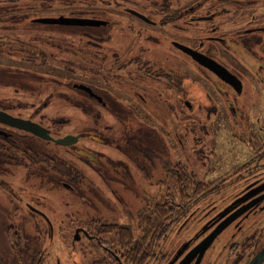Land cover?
Here are the masks:
<instances>
[{
  "label": "flooded vegetation",
  "instance_id": "flooded-vegetation-1",
  "mask_svg": "<svg viewBox=\"0 0 264 264\" xmlns=\"http://www.w3.org/2000/svg\"><path fill=\"white\" fill-rule=\"evenodd\" d=\"M100 1L104 4L102 5L103 8L93 9L94 0H86V7L84 8L75 7L76 3H79L77 0H23V6L27 9L22 12L14 11L12 14H21V21L19 19L17 24H24V26L13 27L39 32L43 35H45V32H54L51 35L55 36L63 34L64 39L70 40L69 42H75L78 35L84 37L87 41H91L92 44L95 42L96 48L91 47L88 49L95 53L93 55L102 58L99 61L103 63L105 70V89L102 88L101 90L95 84V81H92L91 75L76 73L58 75L56 71H53L55 73L51 72L50 75L46 74V71H41L42 76L40 73L39 75L43 78L48 77L52 82L62 83L76 100L78 96H85L86 99H95L99 104H104L97 107H79L72 104L82 114H103L105 119V115L112 116L116 113H134L137 115L145 113L153 115L154 119H157L156 122L160 121L158 127L148 123L147 125L144 123L136 125V131L144 130L143 133H139L136 140L134 139V156L132 153L133 148L129 149L133 156L130 162L133 163L135 169L130 171L128 167H125L127 161L120 156L108 155L105 151V148L115 149L119 143V137H116L118 134L111 133L115 129L109 123L105 126V134L101 131L97 132L96 129L86 128L97 124L92 118L89 120L88 126L82 125L84 128L82 132L79 130L67 131L63 134L52 132V127L48 126L47 121L55 120V117H49L45 121L43 114L40 112L43 109L41 106L46 104L50 97L64 98L68 92L56 91L55 94H52L51 91L46 93L42 97L41 105L34 107L29 113L24 112V108L12 113L8 110V103L4 100L0 101L1 110L17 117L31 119L43 125L53 137L68 133L78 135V139L74 143L62 145L52 140L43 139L29 131L0 122V242L5 241V235L8 231L11 233L7 237L8 240L24 241L28 240L29 235L37 239V234L40 236L41 230L31 232L30 225L36 226V223L41 220L48 227V239L51 241L55 234L53 227L61 225L63 219L53 213L54 207L44 197L48 196L49 193H55L56 196L59 193L60 196L65 198L72 197L73 201H77L82 206L75 211L81 210L99 214L98 217H93L99 219L100 214L105 210V222L116 221L131 226L126 218L124 216L123 218L120 217L119 212L111 206L105 193L97 191L99 195L89 194L87 201L78 196L76 187L79 173L72 168L71 172H64L63 174L61 172L63 166L62 148L66 153L73 154L74 152L83 156L85 162L93 167L89 170V173H86L87 177L93 181L92 185L99 186V184H103L105 187L108 183H114L118 184L121 190H133L137 186L134 172L140 169L142 171L147 170L150 168L148 167L149 163L153 164L155 173L159 174L161 182H163V179L170 178L172 176L170 169L178 170L179 167L174 164L181 162L177 159L172 161L170 151V144L174 145L172 137L181 145L184 144L183 141L185 140L177 137V132L172 134L173 129L171 128L173 127L169 119L171 117L168 116V120L165 121L159 116L162 113H166V115L169 114L168 112L172 113L171 110L174 109L173 100H176L188 112L201 109L206 105L205 102L201 103V100L204 99V96H207L200 85H198L200 96L195 94V91L193 92L195 85H190L191 77L187 73L182 74L171 67L165 66L164 63L156 60L160 59L157 58V55L165 54L166 58L169 56L168 59H170L174 56L172 52H178L193 64L195 63V71L199 80H208L217 96L224 100L233 124H235L239 115L243 114L247 102H250L248 100L251 93L249 81H254L257 84L258 82L264 83V0H214L220 3L219 6L218 3L209 4L210 9L208 8V11L203 13L200 12L201 8L207 9L208 6L206 5L210 0H191L184 8L176 11L172 10L170 0ZM59 3L74 6L69 10L68 15L60 16L90 18L98 22L96 24L81 25L41 21L45 16L41 18L37 15V11L52 8ZM222 3H229L234 6L226 14L228 20L224 16L226 11L222 8ZM235 7H239L241 10L237 11ZM128 9L136 10L145 18L129 12ZM108 10L127 13L129 16L134 17L136 23L139 24L137 30H135L136 36H139L138 43H135L136 48L127 49L124 54L125 57H120L111 48H105V43L110 39L112 31L117 26L116 17L110 16L109 13L111 12ZM174 19L179 23H175ZM224 19L230 21L229 24H226L228 26L222 25L221 20ZM196 22H202L203 25L199 24L198 27H194L193 25ZM11 24H14L13 18ZM13 27L6 30L13 29ZM93 30L96 33L108 36L102 43L96 42L98 39L92 36L91 31ZM191 31L197 33H190ZM174 42L185 44L212 57L235 75L238 79L236 82L239 81V86L236 83L235 85L228 84L197 64L189 55L176 47ZM158 47H160V50H158ZM9 59L11 60L8 57L7 59L6 57L0 59V78H6L4 81L0 79L2 82L9 80V77L13 75L15 66H20L10 63ZM108 60H111L110 65L114 64L115 68H123L125 71H109L106 68L110 65L105 66V62ZM18 73L17 71L14 72V74ZM109 81H113L116 85L114 87L124 92L125 96L120 92L111 91ZM79 85L89 87L90 90L79 87ZM42 86L44 85L42 84ZM162 97L164 103L156 104L155 102L158 103V100L160 101ZM195 98L198 100H195ZM76 100H73L74 104L77 102ZM147 100L151 104L153 101L151 108L146 107ZM214 111L218 112L219 109L214 107ZM258 119L257 117V122ZM65 120L60 118V120L55 121L62 123ZM121 127L127 142L130 138L126 140V137L134 132L128 130L130 133L128 134V131L125 130L131 129L132 126L123 124ZM168 127H170V130H168ZM244 127V131L232 128L231 135L234 145L231 144L230 149L231 152L237 151L235 148L241 145H237V142L233 139H238L243 144L242 146L248 150L247 157L235 161L228 173L219 175L217 179L213 180L212 186L204 188L188 203L177 206L179 212L176 214L173 223L174 225L177 224L176 230L178 232L180 231L178 228L185 227L187 221L195 217L196 212H201L195 218L196 220L203 217L201 228L187 238L178 240V245L175 247L163 245L164 240L159 245H155L154 252L150 254L147 264H205L207 257L213 259V264H249L256 251L264 244V122L259 123V126L254 129L248 127V124L246 126V123ZM200 128L203 129L202 124H200ZM204 132L207 134L205 127ZM84 137L90 138L96 143L85 145V143H81L83 141L80 139ZM243 140H245V144ZM128 147H131V144ZM221 151L220 153H222ZM69 156L71 157V155ZM155 161L158 162L155 163ZM168 161H172L170 165H166ZM148 172L145 173V181L150 180V173ZM67 177L71 178L65 180ZM224 184H226L225 189L230 186V190L226 192L222 189L218 198L211 197L212 193L209 192L221 188ZM158 188L154 187L157 193ZM113 195L116 196V193ZM153 200L155 201L156 197ZM121 201L120 199L117 200L120 204ZM199 201L201 202L199 205L195 204ZM146 204L148 203L142 205V208ZM142 208L135 214L136 223L139 221ZM125 211L124 209L123 212ZM235 213L237 215L215 235L201 254H199V251L193 250L224 218ZM71 219L75 223L71 247L74 248L82 242H87L86 238H88L89 241L91 240L90 242H96L101 249L99 250L100 253L76 250L75 259L79 258L77 255L79 253L81 259L87 258L86 264H91V262H96L95 260L91 261L92 258L95 259L96 257L97 259L104 255L102 257L105 258V264L111 263L109 261L111 256L119 264L122 263L117 253L106 244L107 242H104L102 238L100 239L102 234L90 232L86 228L90 218L87 216L83 218L73 216ZM250 227L252 232L249 233L248 229ZM75 230H78L77 239L73 238ZM222 235H225V238L222 244L216 247L214 240ZM70 253L69 251L66 252L67 255L72 256ZM26 264H61V261L60 257L53 256L48 250H43L40 253L31 255ZM259 264H264V260Z\"/></svg>",
  "mask_w": 264,
  "mask_h": 264
},
{
  "label": "rangeland",
  "instance_id": "rangeland-1",
  "mask_svg": "<svg viewBox=\"0 0 264 264\" xmlns=\"http://www.w3.org/2000/svg\"><path fill=\"white\" fill-rule=\"evenodd\" d=\"M15 1H19V0H0V6L14 4ZM77 1H79V3H76L75 6L76 8L86 7L85 5L86 0H77ZM190 1L191 0H170L171 8L173 11L180 10L184 8ZM213 3H218L217 4L218 6L220 4L218 1L210 0V2L207 3L206 6ZM95 4H100V3H95ZM67 6L69 5L59 3L52 8H46L37 11L38 12L37 15L40 16L41 18L44 16L56 17L60 15H68L69 10L71 8H74V6L73 5L69 7ZM221 6L226 11L224 16L227 17L226 20H228V15L226 16V14L230 12L231 9L234 8V6H231L229 3H222ZM208 8L210 9L209 6L207 7V9L201 8L200 12L202 13L206 12L208 11ZM235 9L237 11L241 10L239 7H235ZM108 11L111 12L109 13L110 16L116 17L117 26H115L116 29L112 31L110 39L105 43V48L108 49L111 48L115 50L120 57H125L124 54L127 51V49L136 48L135 43H138L139 36H136L135 30H137L139 24L136 23L134 17L129 16L127 13H118V12H114L113 10H108ZM221 21L223 26H228L226 24H229L230 22V21H225V19ZM175 23L178 24L179 22L175 20ZM199 24H202V22L201 23L196 22V24H194L193 26L198 27ZM15 25H19V24L15 23ZM1 32L4 36L10 35L12 37H17L18 39H22L29 42H34V41L37 42L35 40V37L34 39L32 38L35 35L45 38L53 37L54 39L55 38L62 39L64 37L63 34L56 36L51 35L54 32H45V35H43L39 32L28 31L21 28H13L9 30L2 29ZM190 33H197V32L191 31ZM41 47L45 48V50L46 49L50 50L49 45L42 44ZM158 48H159L158 50H160V47ZM172 54H174V56L170 59H168L169 56H167L166 58L165 54H162L161 56L157 55V58L160 59H156V60L161 61V63H164L165 66L171 67L182 74L187 73L191 77L190 85L191 86L195 85L193 88V92L195 91V94L200 96L201 93L198 89L199 88L198 85H200V87L204 91V94L207 97L204 96V99L201 100L202 101L201 103L205 102L206 104L205 107L201 109L200 108L196 109L193 112L186 111L185 109H183L181 104H179L176 100H173L172 103L174 109L171 110L172 113L168 112L169 113L168 115H166V113H162L159 116V118H163L165 121L168 120V116L171 117L169 119L172 122V127H173L171 128L173 129L172 134L174 132H177L178 134L177 137H181L182 139L185 140L183 141L184 144L181 145L179 142L177 143L174 137H172V142L174 143V145L170 144L171 158L172 161L174 159L181 161V163L186 167V169L191 170L195 173L197 178L202 179L205 182L208 181L213 182V180L217 179L219 175H222V173H226V172L228 173L230 167L233 166L235 161L237 160L239 161L240 159L242 158L244 159L247 157L248 150H246L244 146H242L243 144L238 139H233V140L237 142V145H241V146H237L238 148H235L237 150L236 152H231L230 149L231 144L234 145V142L232 141L231 130L232 128H234L235 130L244 131L245 123L246 126L248 124V127L254 129L259 126V123L264 122V83L258 82L257 84L254 81H249L251 86V93L248 100L250 102H247V106L245 107V110H243V114L239 115L237 121L235 122V124H233V120L231 118L230 113H228L227 111L226 105L224 104V100H221L219 96H217L216 91H214V88L210 85L208 80H204V81L199 80L197 72L195 71L196 69L195 63L193 64V62L187 60L181 53L172 52ZM62 55L64 56V54ZM57 56L59 57L61 56V54L57 52ZM67 56L68 55L66 54V57ZM161 57H164L168 60L163 59ZM8 61H10V63L18 64L20 66L24 64L23 62L20 63V61H17L15 59H11V60L9 59ZM59 64H60L59 62L50 61L49 63H46V66L48 65V67H50L53 71H56L58 75H62L64 70L62 68H59ZM110 64H111V60L105 62V66ZM91 65H92L91 67H93V64ZM115 67L116 66L113 64L108 66L106 69H108L111 72L125 71V69L123 68L117 69ZM46 68L43 67L41 71H45ZM98 70H99V74L103 72L102 68ZM96 76L97 75L94 76L91 75V78L95 79ZM109 84H110L109 88L111 89V91H116L117 93L120 92L123 96H125L124 92H122L119 88L114 87L116 85L113 81H109ZM31 85L32 86L35 85L37 88L33 90L29 89L27 91H23L22 89L19 88L17 89L13 84H7L5 82L0 81V101L4 100L6 103H8V110L12 113H16L21 108H24V112L29 113L32 111L34 107L41 105L40 102L42 100V97L46 93H50L51 91L53 92L52 94H55L56 91L68 92L62 83H57V85L55 84L52 85L51 83H49L48 86H42L41 83L39 82H33ZM195 100L198 99L195 98ZM155 103L158 105H160V103H164L163 97L160 99V101L158 100V103L157 102ZM152 104L148 100L145 103L146 107L148 108H151ZM41 107L43 109L40 110V112L43 114L45 121H47L49 117H55V120H60V118L61 120L66 119L64 125L58 128L59 132H57V134H63L64 132L67 131L68 132L75 131L76 129H79L82 125L88 126L89 122L87 118L84 116V114H82L79 111V109H77L73 105L63 102L57 97H52V98L50 97L49 101L46 104H42ZM214 107L218 108L219 111L215 112ZM140 116L138 115L137 121H128V123L126 122L127 125L130 124L132 127L131 129L128 128L125 131L129 130L131 132H134L132 134H130L129 131L127 132L128 134H130V136L126 137V140L127 138H130V140L126 142L124 133L121 131L123 128L120 126V124L116 121V119L113 116L105 115V126L107 123H109V125H112L115 130H113L111 133L118 134V136L116 137H119L118 147L116 146L115 149L105 148V151L108 155L122 157L125 161H127L125 167L126 168L128 167L130 171L135 170L133 167V163L130 162V160H132V157L135 154L133 148V146H135V144H133L134 139L136 140L139 133H143L144 130V129H140L136 131V125L139 122H141L146 125L148 123L150 125L153 124L154 126L158 127V122H160L159 120L158 122H156L157 119H154V116L150 114L143 113ZM257 117L259 118L258 122L256 121ZM200 124L203 125L202 130L200 128ZM204 127L207 130V134L204 132ZM168 130H170V127H168ZM197 138L200 139L198 140ZM80 139L83 141L81 143H85V145H89L90 143L94 145L96 143L87 137ZM243 141L245 144V140ZM170 142H171V138H170ZM130 144L131 147H128ZM131 148H133L132 149L133 156L129 150ZM220 151L222 153H220ZM172 161L166 162V165H170ZM157 162L158 161H155V163ZM148 167L150 168H148L145 171L144 170L142 171L140 169L134 172L136 174L135 182L137 186L133 190H129V189L121 190V187L118 186V184H114V183H108L107 186H105L106 199H108L111 206L115 208L117 212H119L120 217L123 218L124 216L128 221V223H130V225L133 228H135L136 225L135 214L140 211L142 205H144L146 202L150 203L157 196V194H160L163 191V187H161L163 186V184L161 182L159 174L155 173V168L153 164L149 163ZM84 170L87 171L86 168ZM146 172L150 173V180H148L150 183L148 181H145L146 179L144 178V176ZM230 185L232 184L230 183ZM225 186L226 184L222 185L221 188L215 189V191L212 190L211 192H209L212 193L211 197L218 198L222 189L228 192L230 190V186H228L226 189ZM154 187H159L157 189L158 193L155 191ZM114 193H116V196L113 195ZM44 197L47 200H49L51 205L54 207L53 213L61 217L63 221L62 224L59 225L60 228H58L57 225L53 227L55 230V234L51 241L48 240L47 225L42 220L38 221L39 223H36L37 224L36 226H38L41 230V231L39 230L40 236H38V239L39 240L42 239L44 241L45 250H48L53 256L60 257L61 264H86L87 258L81 259V254L79 253L77 254L79 258L76 259L74 258L77 253L76 250L82 252H90L89 251L90 247L88 246L89 243H87L86 241L78 244L76 247L74 246V248L71 247L70 244L72 241V232L75 227V223L71 218L73 216L77 218H83L85 216H87L88 218L90 217L93 218V217H98L97 215L99 214H93L91 212H86L81 210L75 211L76 209H80V207L82 206H80L77 201H73L71 197L65 198L63 196H60L59 193L57 196L55 193H49L48 196H44ZM118 199H120V201L122 200L121 204L117 202ZM68 203H70V205L66 206V204ZM200 203L201 202L199 201L195 204L199 205ZM124 209L126 210L125 212H123ZM45 212L48 213L47 211ZM199 213L196 212L195 217H192L190 220H188L187 223L185 224V227H179L178 228L180 229L179 232L178 230H176L177 224L172 226L171 230L169 231L168 235L166 236L163 242V245H168V247H175L176 245H178V240L185 239L188 236L197 232L199 228H201V225L203 224V217L197 220L195 219L199 215ZM100 216H101L99 217L100 219L105 220V210L100 214ZM33 227H34L33 225H30L31 232H34ZM248 230L247 231L249 233L252 232L251 227ZM57 234L58 236H56ZM224 236L223 235L219 236L214 240V244L216 245V247L219 244H222L225 238ZM68 251L69 253L71 252L70 254L72 256L66 254V252ZM94 251L99 252V250H94ZM209 258L208 257L206 258L205 264H213L214 262L213 259L212 258L209 259Z\"/></svg>",
  "mask_w": 264,
  "mask_h": 264
},
{
  "label": "trees",
  "instance_id": "trees-1",
  "mask_svg": "<svg viewBox=\"0 0 264 264\" xmlns=\"http://www.w3.org/2000/svg\"><path fill=\"white\" fill-rule=\"evenodd\" d=\"M21 1L19 0L15 1L14 4L0 6V58L4 59L5 57H8L20 61V63H24L22 66H15L13 69V75H11L9 80L5 82L7 84H13L17 89L19 88L22 90L33 89L36 87L35 85H31L33 82H39L44 86H48L49 83L57 85L56 82L50 81L48 77H41V69L43 67H48V65L46 66V63L56 61L60 63L59 68L64 70L63 74L65 75L75 73L92 76L97 75L95 79L91 78L92 81H95V84H97L101 90L102 88L105 89V70L103 63L99 61V59L102 58L101 56L93 55L95 53H92L88 49L91 47L96 48L95 42L92 44L91 41H87L84 37H80L79 35L75 42H69L70 40H65L64 37L55 40L53 37L45 38L38 35L32 37L33 39L35 37L37 42H29L18 39L17 37H12L10 35L4 36L2 34L1 29L6 30L13 26H24V24L15 25V23L19 22V19L21 21V14H12L14 11L22 12L27 9L23 6ZM94 1L95 3L100 4H95L93 9L103 8V4L100 0ZM12 18L14 24H11ZM89 29H91V27H89ZM94 31L95 30L91 31V33L94 38L98 39L96 42L102 43V41L108 36ZM42 44L49 45L50 50H45V48L41 47ZM57 52H59L61 56L58 57ZM62 54H64V56ZM66 54L68 55L67 57ZM91 64H93V67H91ZM100 67L103 69L101 74H99L98 70L101 69ZM16 71L19 73L14 74ZM45 71L48 75L55 73L50 67L46 68ZM0 79H3L4 81L6 78L3 77ZM60 100L79 107H97L104 105L99 104L95 99H86L85 96H78L76 100L75 97L71 96L70 92L67 93L66 97L60 98ZM73 100H76L77 102L74 104ZM84 116L87 118L88 122L92 118V120L99 125L94 124V126L91 125L86 128H91L92 130L96 129L97 132L101 131L105 134V119L103 114H84ZM112 116L120 126L126 124V122L128 123V121H137L138 118V115L134 113H116ZM65 122L66 120L62 123L55 120H49L47 121V124L52 127L53 133H57L59 132L58 128L63 126ZM78 130L81 132L84 131L83 126L75 131ZM62 149L63 166L61 172L62 174L64 172H71L72 168L79 173L77 178L78 184L76 187L78 196L87 201L89 194L99 195L97 191L105 193V187L103 184H99V186L91 184L93 181L87 177L86 173H89V170L91 168L93 169V167L85 162V158L74 152L73 154L70 152L66 153L64 152V148ZM69 155H71V157ZM174 165L179 167L178 170H175L174 168L170 169L172 176L168 179H163V186H161L163 187L162 193L157 194L155 201H151L142 208L139 221L136 223L135 228L116 221L107 223L103 219L90 217L91 220L89 219L86 228L90 232H95L100 235L102 234L100 239L102 238L104 242H107L106 244L117 253L123 264H147L150 259V254L154 252V246L159 245L165 240L172 226H174V218L179 212L177 206L179 204L182 205L188 203L204 188L212 186L213 183L211 181L205 182L202 179L197 178L195 173L186 169L181 162H177ZM85 168L87 171L84 170ZM70 178L71 177H67L65 180H69ZM67 205H70V203L66 204V206ZM58 228H60V226H58ZM38 230H40L38 226L33 227V231ZM10 234L11 233L8 231L5 235V241L0 242V264H26L31 255L45 250L44 241L42 239L39 240L38 237L37 239H34L29 235L28 240L26 239L24 241L8 240L7 237L10 236ZM37 236H39V234H37ZM86 239L87 243H89L88 246L90 247V252L101 250L96 242H90L91 240L89 241L88 238ZM102 256L104 255H101L97 259L96 257L95 259L92 258L91 261L95 260L96 262H91V264H105V258ZM109 261L111 262L110 264H119L112 256Z\"/></svg>",
  "mask_w": 264,
  "mask_h": 264
},
{
  "label": "water",
  "instance_id": "water-1",
  "mask_svg": "<svg viewBox=\"0 0 264 264\" xmlns=\"http://www.w3.org/2000/svg\"><path fill=\"white\" fill-rule=\"evenodd\" d=\"M129 12L145 18L144 15L137 12L133 9H128ZM41 21L44 22H52V23H67V24H96L98 21L95 19L90 18H79V17H64V16H58V17H44L41 19ZM175 46L178 47L183 53L189 55L193 61H195L200 66L204 67L208 71L212 72L214 75L218 76L221 80L227 82L228 84L239 86V81L235 75H233L226 67L218 63L216 60H214L212 57H209L195 49H192L191 47L179 43L174 42ZM79 87H82L84 89L90 90L89 87H85L83 85H79ZM235 87V86H234ZM0 122L3 124H7L16 128H20L26 131L31 132L32 134H35L43 139L46 140H52L56 143L62 144V145H69L74 143L78 139V135L75 134H65L59 137H53L49 134V130L44 127L43 125L32 121L28 118H21L14 115H11L7 113L4 110L0 109ZM237 214H232L224 218L209 234H207L195 247L194 251H199V254L202 253V251L210 244L212 239L219 233ZM74 239L78 238V230H75ZM192 250V251H193ZM262 260H264V244L256 251L255 255L251 258L249 264H259ZM121 263V262H120ZM122 264V263H121Z\"/></svg>",
  "mask_w": 264,
  "mask_h": 264
}]
</instances>
